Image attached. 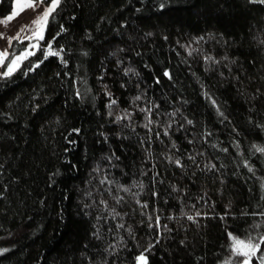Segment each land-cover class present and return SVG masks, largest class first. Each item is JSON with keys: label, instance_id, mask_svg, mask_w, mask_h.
Here are the masks:
<instances>
[{"label": "trees", "instance_id": "1", "mask_svg": "<svg viewBox=\"0 0 264 264\" xmlns=\"http://www.w3.org/2000/svg\"><path fill=\"white\" fill-rule=\"evenodd\" d=\"M254 146L261 0H60L0 76V264H240L232 238L264 237Z\"/></svg>", "mask_w": 264, "mask_h": 264}, {"label": "snow or ice", "instance_id": "2", "mask_svg": "<svg viewBox=\"0 0 264 264\" xmlns=\"http://www.w3.org/2000/svg\"><path fill=\"white\" fill-rule=\"evenodd\" d=\"M262 3H264V0H261ZM39 3H44V0H39ZM60 0H51V3L48 7L45 8L44 12L37 16L35 20L32 21V26L28 30L32 32V36L29 37V39L36 38L39 40L43 39V27L46 26L49 16L55 11L56 7L59 5ZM35 0H32L31 3L28 4L29 7H34ZM18 13L13 12L11 16L7 18V21H11ZM7 21H4V23H7ZM25 28H22L21 31H24ZM13 39H19V33L14 38H9V45H11ZM31 47H37V45H31ZM34 53L25 51L20 56H14L8 64H7V71L3 73L4 76H9L16 70V68L19 67V61L22 59H25L28 55H33ZM59 56V51H53L51 43H49L48 48L46 50L45 58L47 56ZM8 53L6 51L0 52V66H2L5 63V59L7 58ZM165 75H168L166 72ZM139 99V97H137ZM115 103V101H113ZM117 119H120V117H117ZM191 123V121H189ZM256 148V151H259L261 153H264V147L254 146ZM179 163V161H177ZM251 171V169H249ZM103 183V181H102ZM191 219V217H189ZM232 251L234 255L241 256L243 259L240 261V264H251L252 257L257 254V252L260 251V245L261 243H264V237L259 238V242H253L251 238L245 240L239 239V238H232ZM137 264H147L146 257L141 254L136 257ZM260 260L262 264H264V255L260 256ZM226 264H231V261H227Z\"/></svg>", "mask_w": 264, "mask_h": 264}, {"label": "rangeland", "instance_id": "3", "mask_svg": "<svg viewBox=\"0 0 264 264\" xmlns=\"http://www.w3.org/2000/svg\"><path fill=\"white\" fill-rule=\"evenodd\" d=\"M31 2L32 0H15L12 12L6 16L0 15V52L6 51L9 55L11 47V45H9V38L16 37L18 33L19 39H13L12 42L14 40H27L28 46L25 51L35 53V51L38 49L41 40L36 38L29 39V37L32 36V32L28 29L31 28L32 21L35 20L37 16L41 15L44 12L45 8L48 7L50 4H46L45 2L39 3V0H35L34 7H29L28 4ZM13 12H17L18 14L11 21H7V18L11 16ZM4 21H7V23H4ZM47 24L46 26H42L43 37L46 31ZM22 28H25V30L21 31ZM31 45H37V47H31ZM25 51L21 54H18L17 56L22 55L23 53H25ZM29 56L30 55H28L27 57ZM23 60L24 59L19 61V67L22 64ZM18 68H16L15 71H17ZM5 71H7V69ZM5 71L3 70V65L0 66V76L3 75ZM3 252H5V249H0V254H2Z\"/></svg>", "mask_w": 264, "mask_h": 264}]
</instances>
